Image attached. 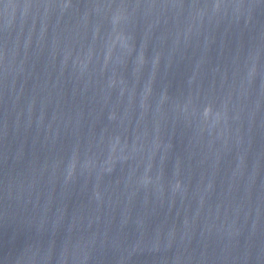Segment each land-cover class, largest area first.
<instances>
[{"label": "water", "instance_id": "95a60500", "mask_svg": "<svg viewBox=\"0 0 264 264\" xmlns=\"http://www.w3.org/2000/svg\"><path fill=\"white\" fill-rule=\"evenodd\" d=\"M0 264H264V0H0Z\"/></svg>", "mask_w": 264, "mask_h": 264}]
</instances>
